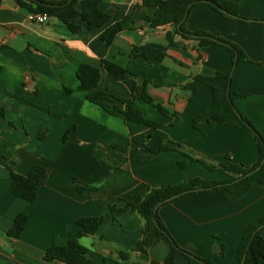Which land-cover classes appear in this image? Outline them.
Here are the masks:
<instances>
[{
	"label": "crops",
	"instance_id": "crops-1",
	"mask_svg": "<svg viewBox=\"0 0 264 264\" xmlns=\"http://www.w3.org/2000/svg\"><path fill=\"white\" fill-rule=\"evenodd\" d=\"M218 1L237 4L247 19L264 20V0ZM100 9L111 16L104 27L89 30L77 17L73 21L81 29L73 33L57 19L31 21L15 0H0V264H66L46 261L47 249L54 242L65 246L79 231V219L108 214L109 202L121 207L118 199L149 188L225 178L200 163L180 168L178 160L186 159L180 152L213 164L227 158L249 166L257 158L253 136L235 120H208L217 111L209 87L200 84L192 96L182 87L194 75L228 72L232 55L226 47L199 48L198 41L179 35L174 41L180 46H170L166 34L171 27L150 29L145 17L155 8L143 0H103ZM128 15L134 29L119 33L111 45L102 41L104 29ZM185 26L223 37L244 51L247 61L235 68L231 87L240 95L236 107L264 137V23L228 19L201 5L192 9ZM162 53L166 57L158 60ZM103 59L149 81L153 104L137 99L134 106L162 127L126 122L77 90V70L88 64L101 70L98 90L130 98L132 86L108 75ZM65 88L73 92L66 95ZM205 111L208 116L194 128V118ZM170 142L179 152H151ZM34 164L44 167L48 177L36 200L28 202L11 193V172L27 175ZM82 186L89 188L80 191ZM19 214L27 223L14 238L9 231ZM159 215L182 249L210 257L214 264H237L244 229L264 216V183L236 200L220 190L193 192L162 205ZM143 226L140 215L128 210L116 221L108 217L80 243L90 264H164L170 249L166 242L136 250ZM175 264L186 263L177 255Z\"/></svg>",
	"mask_w": 264,
	"mask_h": 264
},
{
	"label": "trees",
	"instance_id": "trees-1",
	"mask_svg": "<svg viewBox=\"0 0 264 264\" xmlns=\"http://www.w3.org/2000/svg\"><path fill=\"white\" fill-rule=\"evenodd\" d=\"M103 0H60L56 2L46 0H15V2L30 14H46L48 18L57 19L71 32L75 33L81 29V26L74 23V19L79 17L89 30L104 27L111 16L100 9ZM144 4L155 8L152 15L146 16L150 29L155 30L162 26L171 27V31L166 34L167 42L170 46H180V43L174 41V35H179L184 39H193L198 41V47H206L210 45H222L226 47L232 55V66L228 72H217L213 76L194 75L191 76L182 87L192 96L197 87L202 84L210 88L211 100L217 106V111L208 116V112L196 116L193 121L194 128L198 129L202 118L208 116V120L216 123H225L235 120L239 127L246 129L254 138L257 145V158L249 166L235 164L226 158L225 161L213 164L206 160L191 157L190 155L180 152L186 159L178 160L177 164L180 168L185 169L191 163H200L208 170L222 173L225 178L223 180L205 181L201 178H193L179 185H163L156 188H149L145 191L130 195L128 198H120L121 207L113 202L108 203L109 213L91 218H82L77 221L80 229L76 235L71 238L65 246L56 244L55 242L47 249L45 253L46 261H61L66 264H90L86 254L87 248L84 247L81 238L94 235L99 230L103 222L111 217L113 221L125 211L136 212L144 221L142 228V240L137 244L136 250L146 252L154 243L164 241L169 245V253L164 264H175L177 255H181L186 264H214L210 257L201 258L184 249H182L170 235L168 229L163 223L159 209L162 205L171 202L179 197L193 193L192 190L199 191H222L226 199L236 200L249 192L255 184L264 183V137L250 119L244 116L236 107L235 100L240 95L229 87V80L235 68L247 61L244 51L235 43L226 40L223 37L215 36L207 31L197 30L189 31L186 29V20L192 9L195 7L206 5L213 8L220 15L240 22H258L264 23V20H250L241 16L238 12V5L228 1L219 2L218 0H143ZM79 6V7H78ZM222 10L234 15L229 16ZM188 13V14H187ZM133 19L131 15L125 16L118 22L106 27L101 34V39L106 44L111 45L116 36L125 31L133 30ZM180 24V27H179ZM135 54V50L133 51ZM166 53L159 55L158 60H163ZM236 60V63H235ZM101 67L113 79L132 86L130 98H122L115 96L107 91L98 90L101 81V70L88 64H81L77 70V78L79 80L78 91L86 92L87 99L100 106L109 114L120 117L126 122H133L145 125L150 128H160L162 123L154 122L143 114V112L134 106V102L140 99L144 102L153 104V99L149 95L147 87L149 81L138 80L134 74L130 73L122 66L108 61L101 60ZM73 92L70 88H65L66 95ZM120 105H124L122 108ZM155 107L164 115L168 111L161 105ZM68 131L64 134L65 141ZM39 138H44V134H40ZM163 151H177L179 147L166 143L157 150H151L154 154ZM260 169L249 176L256 168ZM48 177V173L44 167L34 164L27 175H20L11 172L10 191L12 194L28 201L36 200L38 190ZM237 181L238 179H240ZM237 181V182H236ZM89 186H82L80 191L86 190ZM189 191L179 197H174L180 193ZM197 192V191H195ZM27 223L25 214H19L14 225L10 229L9 234L14 238H19ZM264 216L250 223L244 229L241 241L237 248L236 259L237 264L246 254L244 264H264ZM215 247V245H214ZM219 253L223 255L224 247L218 246Z\"/></svg>",
	"mask_w": 264,
	"mask_h": 264
},
{
	"label": "water",
	"instance_id": "water-1",
	"mask_svg": "<svg viewBox=\"0 0 264 264\" xmlns=\"http://www.w3.org/2000/svg\"><path fill=\"white\" fill-rule=\"evenodd\" d=\"M221 11H222L223 13L229 15V16L235 17L234 15H232V14L226 12L225 10H222V9H221ZM187 14H188V13H187ZM263 22H264V21H263ZM179 27H180V24H179ZM235 63H236V60H235ZM232 74H233V73H232ZM231 82H232V76H231V78H230V80H229V87L231 86ZM259 169H260V167L256 168L254 171H252L251 173L245 175L243 178H245V177L249 176L250 174H252V173L258 171ZM239 180H241V178L238 179L237 181H239ZM237 181H236V182H237ZM192 191H193V192H195V191H199V189L192 190ZM188 192H189V191H186V192L180 193V194H178V195H176V196H174V197H175V198H176V197H179V196H181V195H183V194H185V193H188ZM245 260H246V254H245L244 257H243V259H242V261H241V264H244V263H245Z\"/></svg>",
	"mask_w": 264,
	"mask_h": 264
},
{
	"label": "built area",
	"instance_id": "built-area-1",
	"mask_svg": "<svg viewBox=\"0 0 264 264\" xmlns=\"http://www.w3.org/2000/svg\"><path fill=\"white\" fill-rule=\"evenodd\" d=\"M29 19L31 21L43 23L48 19V16L46 14H29Z\"/></svg>",
	"mask_w": 264,
	"mask_h": 264
},
{
	"label": "rangeland",
	"instance_id": "rangeland-1",
	"mask_svg": "<svg viewBox=\"0 0 264 264\" xmlns=\"http://www.w3.org/2000/svg\"><path fill=\"white\" fill-rule=\"evenodd\" d=\"M207 169V168H206ZM208 170V169H207ZM209 171V173H211L212 171H210V170H208ZM214 172H216V171H214ZM213 173V172H212Z\"/></svg>",
	"mask_w": 264,
	"mask_h": 264
}]
</instances>
